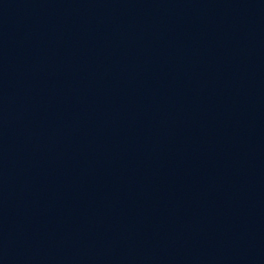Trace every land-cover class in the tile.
Returning <instances> with one entry per match:
<instances>
[{
	"label": "water",
	"instance_id": "obj_1",
	"mask_svg": "<svg viewBox=\"0 0 264 264\" xmlns=\"http://www.w3.org/2000/svg\"><path fill=\"white\" fill-rule=\"evenodd\" d=\"M0 264H264V0H0Z\"/></svg>",
	"mask_w": 264,
	"mask_h": 264
}]
</instances>
